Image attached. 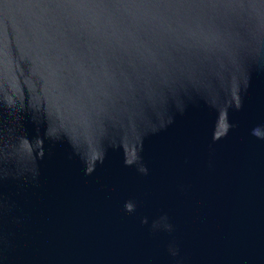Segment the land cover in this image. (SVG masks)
I'll use <instances>...</instances> for the list:
<instances>
[{
    "label": "water",
    "instance_id": "1",
    "mask_svg": "<svg viewBox=\"0 0 264 264\" xmlns=\"http://www.w3.org/2000/svg\"><path fill=\"white\" fill-rule=\"evenodd\" d=\"M0 264H264V0H0Z\"/></svg>",
    "mask_w": 264,
    "mask_h": 264
}]
</instances>
